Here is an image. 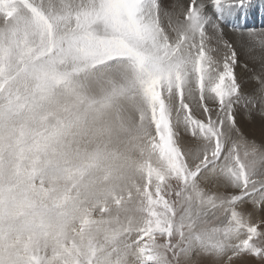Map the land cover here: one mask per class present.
Listing matches in <instances>:
<instances>
[{"label":"snow or ice","instance_id":"1","mask_svg":"<svg viewBox=\"0 0 264 264\" xmlns=\"http://www.w3.org/2000/svg\"><path fill=\"white\" fill-rule=\"evenodd\" d=\"M250 6L0 0V264H264V136L236 118H264V28L230 24L250 92L224 39Z\"/></svg>","mask_w":264,"mask_h":264},{"label":"bare ground","instance_id":"2","mask_svg":"<svg viewBox=\"0 0 264 264\" xmlns=\"http://www.w3.org/2000/svg\"><path fill=\"white\" fill-rule=\"evenodd\" d=\"M173 2H175V0H162V3L165 6H170ZM258 3H259V5H257ZM250 5H251L250 7L240 11L238 14L229 18V26H224V39L230 40L235 45L236 50H237L238 55H239V64L235 68V74L241 78H243V75H245L242 73L243 72L242 70L244 69L242 67H244L245 64H247L246 70H249V72L251 71L253 74L254 73L259 74V72H260V62L259 61H252L249 59L250 56H259L260 55L259 50L257 49L251 53H246L245 48L241 46V42L238 39L239 33L234 32L230 27V24H237V25L244 27V28H252V29L254 28L256 30H260V29L264 28V2L262 3L261 0H250ZM208 31H209V34L211 35L212 34L211 28H209ZM246 70H245V72H248ZM244 79H246V78H244ZM244 79H242V80H244ZM246 80H248V79H246ZM245 92H250V91L245 90ZM242 109H243L242 114L240 113L241 112L240 108L237 109V111L238 110L240 111V112L238 111V114L240 113L239 116L236 114L237 115L236 118H238L237 121L243 120V121H246L247 123H249V121H248L249 117L248 116L250 113L246 112V110L244 108H242ZM258 114L259 113L256 112L255 110L252 111L250 114V119H249L251 121L249 123L250 125H248V126L245 125V128L250 129L249 134H247V135L249 137H254L255 139H261V137L264 136V133H262L264 131V128H261V125L263 127L264 124L260 123V119H262V117ZM254 128H256V129H254ZM260 128H261V130H263L262 132L259 131ZM251 135H253V136H251ZM261 214H263V213H261Z\"/></svg>","mask_w":264,"mask_h":264},{"label":"rangeland","instance_id":"3","mask_svg":"<svg viewBox=\"0 0 264 264\" xmlns=\"http://www.w3.org/2000/svg\"><path fill=\"white\" fill-rule=\"evenodd\" d=\"M262 1V3L264 2V0H261ZM257 5H259V3L257 4ZM248 8V7H247ZM254 29V28H253ZM242 68H244L242 71V73L243 74H245V75H243V78H241V77H239L238 75H236V77H237V80H238V82L242 85V90L243 91H251L252 90V88H254L255 87V84H254V82L253 81H251L249 78L251 77V75L253 74L251 71L249 72V70H246V68L245 67H242ZM245 70L246 71H248V72H245ZM247 73V74H246ZM245 76V77H244ZM244 78H246V79H248V80H246V79H244ZM242 79H244V80H242ZM250 80V81H249ZM244 88V89H243ZM243 109L242 108H240V113L242 114L243 113V111H242ZM259 106H257V108H256V112H258L259 113ZM238 111L236 112V114L239 116V114H238ZM246 112H248V111H246ZM236 115V116H237ZM259 115V114H258ZM249 118H248V121H249V123L251 122L249 119H250V114H249V116H248ZM238 119V118H237ZM238 122V124L241 126V127H243L242 129H243V131L246 133V134H249V130L250 129H248V128H245V125H250L249 123H247L246 121H243V120H240V121H237ZM260 123L262 124H264V118H262V119H260ZM261 128H264V125H263V127H262V125H261ZM261 128L259 129V131H263V130H261ZM254 129H256V128H254ZM253 130V129H252ZM247 131V132H246ZM262 133H264V131L262 132ZM251 136H253V135H251ZM257 141H259L260 139H256ZM258 214V215H257ZM254 217H253V219L254 220H258L260 217H262V216H264V213L263 214H261V213H257ZM196 260H197V258H193V264H196ZM249 261H250V264H261V262H260V260L259 259H257V258H249Z\"/></svg>","mask_w":264,"mask_h":264}]
</instances>
